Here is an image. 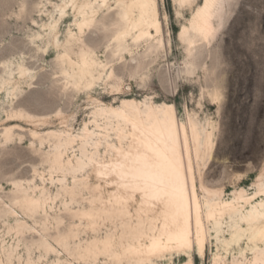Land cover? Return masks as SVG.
Instances as JSON below:
<instances>
[{
	"label": "rangeland",
	"instance_id": "rangeland-1",
	"mask_svg": "<svg viewBox=\"0 0 264 264\" xmlns=\"http://www.w3.org/2000/svg\"><path fill=\"white\" fill-rule=\"evenodd\" d=\"M110 2L112 7L100 11L96 26L85 32L83 39L96 50L100 60L104 63L111 61L117 76L122 78L121 91L112 90L103 79L96 81L92 88L65 89L62 64L58 60L59 49L50 46L46 53L38 51L37 46L43 45L45 39H33V34L43 32L41 24L49 21V13H55L61 0H0V64L7 59L25 56L28 66L35 70L33 78L28 82L23 80L13 101L5 92L0 94V132L5 126H15L12 140L5 142L0 137V250L5 262L12 246L15 257L11 264H26L29 259H32L30 264H45L58 257L70 259L74 264H137L134 259L125 257L119 261L109 254L100 255L96 261L76 258L56 241L60 231L65 233L73 225L82 224L76 242L81 241L83 245L95 237L104 238L115 232L116 223L105 215L92 227L87 226L86 219L81 220L71 212L79 208H103L107 203L93 201L94 197L101 193L106 199L115 190L91 170L88 183L92 187L102 185L100 191L84 187L78 202H70V196H59L52 203L53 208L46 207L47 213L42 209L36 213L24 212L14 182H22L30 194L40 193L29 188L34 184L46 186L55 193L61 186L57 178L62 174L54 172V181L51 182L50 164L46 161L47 153L52 150L51 140L42 143L39 138H34L30 130L35 129V124L20 117L8 118L7 111L25 110L37 117L48 118L45 124L42 122L38 126L42 134L63 129L62 121H67L71 132L79 135L85 123L93 120L95 99L119 105L123 98L153 97L157 103L174 104L179 121L189 129L191 118L201 133L203 153L199 158L194 156V172L202 202L218 200L216 194L209 195V190L222 191V199L230 200L241 189H246L249 195L258 192L261 177L264 184V0H211L207 12L211 27L218 32L209 41H197L192 54L181 33L191 30L194 15L205 0H195L193 4L183 6L175 0H157L163 46L153 49L150 45L156 40L143 39L136 44L129 39L133 50L123 52L122 57L114 56V51L117 46L115 37L123 22L115 0ZM74 19L70 8L59 25L61 42H64L70 25L75 29ZM101 25L107 31L98 37ZM3 71L1 64L0 75ZM217 93L218 98L215 97ZM60 109L63 115L56 116ZM208 133L212 134L211 147L204 145ZM189 134L191 136L190 129ZM190 138L194 151V142ZM102 151L104 153V149ZM67 181L73 185L72 175H67ZM64 201L70 202L67 207ZM139 201L138 194L136 200L129 201L130 209L138 207ZM254 201L264 202V195L259 193ZM243 204L246 211L250 205ZM10 208L15 213H11ZM47 216L50 223L45 234L48 233L50 243L59 248V254H46L39 246L44 233L42 221ZM54 217H61L62 223L58 225L53 221ZM18 222H27L31 229L21 231ZM212 222L206 220L211 235L205 256L199 255L197 247L192 250L195 264H214L215 261L232 264L235 257L243 262L254 258V244L247 238H243L240 245L225 243V239L230 238L229 225L232 223L228 215L223 219V230L219 234ZM259 245L264 248V242ZM164 255L154 256L152 264H181L189 259L185 251L174 250Z\"/></svg>",
	"mask_w": 264,
	"mask_h": 264
},
{
	"label": "bare ground",
	"instance_id": "bare-ground-1",
	"mask_svg": "<svg viewBox=\"0 0 264 264\" xmlns=\"http://www.w3.org/2000/svg\"><path fill=\"white\" fill-rule=\"evenodd\" d=\"M110 1L61 0V3L56 5L55 13H49V21L41 24L43 32L33 34V39H45L43 45L37 46L38 51L46 53L50 46L59 49L58 60L62 64L61 73L65 78V89L92 88L96 81L103 79L105 85L111 86L112 90L121 91L122 78L117 76L111 61L104 63L100 60L96 50L83 39V34L96 26L100 11L112 7ZM210 1L205 0L204 5L195 13L191 30H184L181 33L182 39L189 44L190 54L197 41H209L218 32V29L213 30L211 27L210 15L207 12ZM115 2L116 7L120 9L119 16L123 26L115 37L117 46L114 56L122 57L123 52H132L133 46L129 39L136 44L143 39L156 40L155 44L150 45L153 49L163 46V29L157 0H115ZM175 2L183 6L191 5L195 0H175ZM70 8L75 16L73 25L76 30L70 25L64 42H61L59 25ZM34 22L38 21L34 20ZM24 58L26 57L21 56L20 59H7L1 62L4 71L0 75V94L5 92L7 98L12 101L17 98L23 80L27 79L28 82L35 74V70L28 66ZM111 80H114V83ZM215 97H219L218 93ZM95 102L93 120L85 123L83 132L79 135L71 132L67 121H62L63 129L49 130L42 134L38 126L42 122L45 124L48 118L37 117L25 110L7 111L8 118L20 117L33 122L36 127L30 132L34 138H39L42 143L46 139L51 140L52 150L46 157V161L50 164L51 182L54 181V172L62 174V177L57 178L61 186L55 193L46 186L34 184V187L29 188L34 191L39 190L40 193L30 194L29 189L23 187L22 182L15 181L24 212L36 213L42 209L47 213L46 207L53 208L52 203L59 196H70V202L74 203L78 202L84 187L101 189L100 184L92 187L88 183L90 170L97 178L104 179L106 184L115 187L106 199L101 193L94 197L93 201L106 202L105 207L79 208L71 211L81 220L86 219L87 226L92 227L96 226L98 218L105 215L107 219L116 223L115 232L107 234L104 238L95 237L93 241L83 245L81 241L76 242L82 224H72L67 232L60 231L56 237L57 243L66 249L70 256L96 261L100 255L109 254L119 261L127 257L134 259L135 261H132L137 264H152L154 256L163 257L166 252L176 250L185 251L189 255V259L181 264H195L192 250L197 247L199 255L204 257L207 241L211 235L206 220L208 222L213 220V228L219 234L223 230V219L228 215L232 223L229 225L230 238L225 239V243L229 246L232 243L240 245L243 238H247L254 244L252 260L243 262L235 257L232 264H259L264 259V248L259 245L260 242H264V202L254 201L259 193L264 195L262 177L259 180L261 181L259 191L253 195H249L246 189H241L235 192L234 199L223 200L222 191L209 190V195L216 194L218 200L207 199L202 202L197 190L194 156L200 157L203 153L201 151L203 145L201 133L191 118H189L190 136L188 126L179 121L175 105L172 103H157L153 97L140 100L123 98L119 105L103 103L98 99H95ZM55 115L62 116L63 111L60 109ZM14 129L15 126H5L3 132H0V137L5 142L12 140ZM173 136L176 138L177 156L182 157L179 180H173L168 185L169 194L163 202H160L153 199L156 177L161 170H167L165 157L170 154ZM190 137L194 142V151ZM212 144V134L208 133L204 145L211 147ZM70 149H72L71 154H69ZM77 150L79 153H76ZM145 156L151 157L154 163L160 164L161 169L146 167ZM68 174L74 179L72 186L68 184ZM80 174L82 177L79 176ZM41 178L45 181L44 176ZM145 188L148 189V194L143 199L140 198L138 207L134 210L130 209L129 201L136 200L138 194L141 197L138 189ZM70 202H65V207ZM243 203L250 205L247 210L245 209L246 211H244L246 205ZM10 210L11 213H15L12 208ZM54 220L58 225L63 221L61 217H54ZM49 221L48 216L42 221L44 233L39 246L46 254L51 252L59 254V248L51 244L48 233L45 234L49 228ZM244 224H247V227H244ZM19 229L24 231L31 227L27 222H21ZM3 249L6 251L5 247ZM1 254L0 250V264H11L15 257V248L9 247L6 262L1 259ZM242 254L244 255L243 252ZM30 262L32 259L26 264ZM45 264H74V262L58 257ZM214 264L219 263L215 261Z\"/></svg>",
	"mask_w": 264,
	"mask_h": 264
},
{
	"label": "snow or ice",
	"instance_id": "snow-or-ice-1",
	"mask_svg": "<svg viewBox=\"0 0 264 264\" xmlns=\"http://www.w3.org/2000/svg\"><path fill=\"white\" fill-rule=\"evenodd\" d=\"M107 29L101 25L100 27V33H98V37L102 36L104 32H106ZM172 148L170 150V154L165 157L166 164H167V170H161L159 174L156 177V186L154 190L153 199L159 200L160 202L164 201V198L168 196L167 187L169 184L173 182V180L178 181L179 180V168L181 166L182 157H178L176 153V138L173 136L172 138ZM145 166L148 168H157L161 169V165L158 163H154L149 156L144 157ZM174 173V175H173ZM138 191L141 192V199L145 195L148 194V189H138ZM86 195V192L84 193ZM87 203H92V201H87ZM259 264H264V259H262Z\"/></svg>",
	"mask_w": 264,
	"mask_h": 264
}]
</instances>
